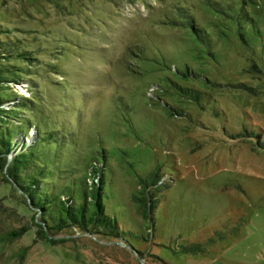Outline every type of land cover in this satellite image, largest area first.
I'll return each instance as SVG.
<instances>
[{
	"label": "rangeland",
	"instance_id": "1",
	"mask_svg": "<svg viewBox=\"0 0 264 264\" xmlns=\"http://www.w3.org/2000/svg\"><path fill=\"white\" fill-rule=\"evenodd\" d=\"M259 2L262 37L244 45L235 34L222 37L221 28L232 27L208 0H0V61L29 75L13 93L34 98L38 117H52L68 135L65 162L89 148L111 150L106 205L120 231L69 229L54 236L64 243L43 240L34 210L0 169V237L31 227L0 243V264H264ZM184 13L210 29L214 59L174 26ZM12 44L31 50L33 65L11 56ZM188 69L198 77L183 80ZM152 179L162 185L147 220L138 198Z\"/></svg>",
	"mask_w": 264,
	"mask_h": 264
},
{
	"label": "trees",
	"instance_id": "2",
	"mask_svg": "<svg viewBox=\"0 0 264 264\" xmlns=\"http://www.w3.org/2000/svg\"><path fill=\"white\" fill-rule=\"evenodd\" d=\"M206 5L213 11L212 15L222 18L229 23L224 25L232 27H220L222 37L228 38L235 34L244 45L262 37L259 19L263 9L259 0H227L226 3L208 0ZM184 14L174 26L184 28L195 45L203 46L202 58L214 59L213 52L208 51L210 29L206 26L199 28L191 15ZM234 28L236 31L233 32ZM5 37L12 43L13 37L7 34ZM15 45L11 56L33 65L35 58L28 57L32 51H19ZM160 61H166V58H161ZM163 67L166 68V65ZM191 75L198 77L188 69L182 79L187 81ZM28 76L24 68L0 61V169L4 172L7 162H10L4 180L11 183L24 198V204L34 210V223L40 227L37 235L43 240L52 244L64 243L68 239H56L54 236L69 229L118 237V220L108 215L106 205L109 196L107 158L111 150L101 148L96 151L88 147V153L82 159L75 158L74 163L65 162L66 156H72L66 151L70 145L68 135L52 122V117H38L43 110L39 111V104L34 98L18 97L13 93L12 86L24 82ZM29 82V89L32 90L34 83ZM173 85L181 95L189 96L194 101L199 100L200 97L194 94L195 90L182 88L175 83ZM32 131H35V135L32 143L28 144L23 138H29ZM117 153L121 151L117 150ZM69 174L72 175L70 179ZM142 184L146 197L138 200L143 201L141 206L144 217L152 220L157 209V195L154 192L162 184L154 179ZM4 201L0 198L1 207ZM30 228L24 226L9 232L0 237V243L17 241Z\"/></svg>",
	"mask_w": 264,
	"mask_h": 264
},
{
	"label": "water",
	"instance_id": "3",
	"mask_svg": "<svg viewBox=\"0 0 264 264\" xmlns=\"http://www.w3.org/2000/svg\"><path fill=\"white\" fill-rule=\"evenodd\" d=\"M9 161L7 162V165H6V168H5V170H4V173L6 174L7 173V169H8V167H9ZM8 179V178H7Z\"/></svg>",
	"mask_w": 264,
	"mask_h": 264
}]
</instances>
